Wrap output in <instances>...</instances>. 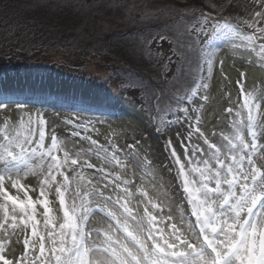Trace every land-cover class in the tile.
<instances>
[{
    "label": "snow or ice",
    "instance_id": "snow-or-ice-1",
    "mask_svg": "<svg viewBox=\"0 0 264 264\" xmlns=\"http://www.w3.org/2000/svg\"><path fill=\"white\" fill-rule=\"evenodd\" d=\"M254 3L262 10L250 19L237 17L250 31L201 12L185 30L187 43L177 41L181 51L176 55L188 71L178 68L176 81L191 76L194 85L187 89L188 100H208L200 89L209 88L205 81L212 76L220 42L230 45L234 58L251 62L254 54L264 66V0ZM194 63L201 72L198 77L191 72ZM219 64L222 68L223 60ZM239 76L237 100L228 94L229 107L218 117H227L226 127L206 135L199 126L202 117L196 115L197 126L187 139L195 135L197 143L180 154L171 149L198 225L185 228L181 216L179 224H170L171 232L158 227V215L150 210L164 211L159 196L134 187V179L128 178L129 162L150 175L151 161L140 157L136 144L124 152L113 142L115 130L101 144L85 134L98 131L88 121L91 129L81 124L76 125L79 131L68 133L88 146L70 145L55 129L49 130L42 113L16 104L17 118L4 115L0 126V264H264V88L246 90V73ZM151 95L159 109L163 91ZM7 109L0 103V110ZM177 111L191 128L189 107ZM167 145H172L171 138ZM93 157L99 165L92 163ZM33 179L35 185L29 183Z\"/></svg>",
    "mask_w": 264,
    "mask_h": 264
},
{
    "label": "rangeland",
    "instance_id": "rangeland-1",
    "mask_svg": "<svg viewBox=\"0 0 264 264\" xmlns=\"http://www.w3.org/2000/svg\"><path fill=\"white\" fill-rule=\"evenodd\" d=\"M213 1L0 0V103L8 105L7 110H0V126L4 115L11 113L12 119H16V104H22L24 111L32 114L42 113L48 121L49 130L55 129L58 136L70 145L88 146L85 141L68 135L71 131L80 130L76 125L82 124L91 129L92 124H95L98 131L89 130L85 134L92 135L101 144H104L106 139H111L109 133L115 130L118 135L113 142L118 143L124 152L130 151L128 145L136 144L135 150L139 152L140 157H147L151 161V167L147 169L150 175H145L135 163L129 162L131 166L128 178L134 179V187H139L141 191L147 190L151 196H159L162 201L160 207L164 211L150 209L153 214L158 215V227L171 232L170 224H179L182 216L185 228H198L196 218L191 214V205L187 202V194L183 192L181 180L177 176V166L171 157V149L175 148L177 154H180L197 143L195 135L191 140L187 139L189 131L197 126L196 115L202 117L199 126L206 135L224 129L228 123L227 117H218L229 107L228 94L233 102L239 96L236 84L240 79L239 73H246V90L254 87L264 88V66H260L254 54L251 62L239 57L234 58L230 45L220 42L221 48L217 53L212 76L205 81L209 88L200 89L201 94L207 95L208 100L201 101L199 96H192L190 103H184L190 109L189 115L193 117L191 128L189 122L181 117L177 122L169 123L168 119L162 120L164 116L161 114L163 115L165 110L172 114L182 106L170 103L169 97L163 95L157 109L154 107L155 100L151 93L157 90L155 88L158 86L161 87L159 90L166 93L164 85L167 83V89L172 87L175 90L170 92L171 94L184 97L185 90L193 86L191 76L178 83L173 80L174 85L168 76L167 81L163 76V73L175 77L179 75L173 52L181 51L177 41L187 43L188 35L185 30L190 29L193 23L176 20L172 26H164V30L160 32L148 28L152 24L151 20L152 26L159 27L162 25L160 21L163 23L176 18L175 12L187 14L189 10H194L195 15L197 11L207 12L213 19L221 21L230 17V22L240 24L245 31H250L237 17L250 19L252 13L262 10L254 0H221L223 3ZM221 5L225 7L219 11ZM104 6L109 8L106 11L113 15H121L122 18L116 21L123 25L117 26L121 29L120 38H109V34H104L109 31V24L103 23V29L100 28ZM183 33L187 40L182 38ZM160 35L171 40V44L165 39L160 40ZM59 41L62 43L59 44ZM129 48L134 49L132 57L136 60L132 70L126 66V59L122 55L123 51H130ZM116 51L120 54L116 55ZM219 60H223L222 68ZM182 66L184 68L181 67V70L188 71L185 64L182 63ZM137 69L153 76L155 87L148 88L149 90L139 88L142 81L136 77L138 73L141 74ZM191 72L196 77L201 74L195 63ZM129 73L133 80L128 77ZM32 79L51 83L61 91L59 94H62V97H66L68 93L76 95L75 98H70L71 101L85 99L86 104H91L87 107L83 104L75 107L70 103L67 106L40 105L14 96V93L21 95L17 90L25 81ZM6 84H11L10 88H6ZM129 84L135 85L136 88H127ZM176 114L183 116L180 112ZM68 119H72L74 124H66ZM88 121H92V124H88ZM161 121L163 123H160ZM157 128H161L160 133ZM169 138L172 140L171 146L167 145ZM92 163L99 165L100 162L93 157ZM29 183L35 185L36 182L33 179ZM37 195L38 189L33 194L34 198ZM169 215L173 216V221L168 220ZM96 217L102 218L99 213Z\"/></svg>",
    "mask_w": 264,
    "mask_h": 264
},
{
    "label": "trees",
    "instance_id": "trees-1",
    "mask_svg": "<svg viewBox=\"0 0 264 264\" xmlns=\"http://www.w3.org/2000/svg\"><path fill=\"white\" fill-rule=\"evenodd\" d=\"M212 2H214L213 0H211ZM217 1H219L220 3H223L221 0H217ZM218 3V2H217ZM201 5H202V3H200ZM106 7L104 6L103 7V10H102V21L100 20V28L101 29H103L102 28V24L103 23H105V24H109V25H107L108 26V28H109V31L108 32H104V34H109V38L111 37V38H114V39H117V38H120V36L122 35V34H120L119 33V31L121 30V29H118L117 28V26H123V25H120V23H117L116 21H118V20H120V18H122L121 17V15L120 16H118V15H113L111 12H108V11H106L107 9L109 10V8H106ZM106 11V12H105ZM119 12V11H118ZM196 13V15L193 13V11H189L187 14H183V13H179V12H175L174 13V17H176V18H172V19H168V20H166V21H164L163 23H161V21L159 22L160 24H162V25H160L159 27L158 26H152L153 25V20H151L152 21V24L151 25H149V28L148 29H150V30H153V29H155V31L156 32H160V31H163L164 30V28L166 27V26H172V24L176 21V20H181V21H183V22H186V23H195V20H196V17H198L199 15H200V13H201V11H197V12H195ZM204 13H207V12H204ZM123 16V15H122ZM228 18H230V17H227V19ZM112 25V26H111ZM165 26V27H164ZM108 28H105V29H108ZM169 30H170V27L168 28ZM114 31V32H113ZM155 32V33H156ZM182 32V31H181ZM182 38L183 39H186L187 40V38L185 37V35H184V33L182 34ZM34 39V38H33ZM28 40H29V38H28ZM166 42L170 45L171 44V40H169L167 37H166ZM188 41V40H187ZM62 42L61 41H59V44H61ZM129 47V46H128ZM128 47H127V49H128ZM175 47V46H174ZM119 49H121V48H119ZM124 49V48H123ZM122 49V50H123ZM130 49V48H129ZM132 50H134L133 48L132 49H130V51H127V50H125L126 52H122V55L125 57L124 59H126V62H125V64H126V66H128L129 68H130V70H132L133 68H134V64L136 63L135 61V58H133L132 56H133V54H134V52H132ZM176 52H178L177 50L175 51V53L173 52V55L174 56H176V58H174L175 59V61H177V63H176V66H178L179 68H184V66H182V63L180 62V60H181V58L179 57V56H177L176 55ZM116 55L118 54H120V53H117V51H116V53H115ZM135 54L137 55V52H135ZM195 54V53H194ZM194 54H192V59L193 60H195V56H194ZM178 69V68H177ZM176 69V70H177ZM138 70V69H137ZM138 72H141V71H139L138 70ZM147 72H149V71H147ZM130 74V73H129ZM138 76H136V77H139L138 79H141V81H142V83H139L140 85H139V88H141V89H145V90H147L148 88H150V89H152L153 87H155L154 86V83H155V81H154V77L153 76H150V75H148V74H144V72L142 71L141 72V74H137ZM163 76L164 77H169V80L171 81V83H172V85H174L175 84V81H176V77H175V75H168V74H164L163 73ZM171 76V77H170ZM131 80H133L132 79V75L130 74V76H128ZM159 77V75H157V78ZM173 80H175L174 82H172ZM142 84V85H141ZM194 86V85H193ZM146 87V88H145ZM159 88H161L160 86H158V88H155V89H159ZM149 90V89H148ZM170 92H175V90H173V88L172 87H170V89H167L166 90V93H164L163 92V95H166L165 97H169V101H170V103H176V106H182V107H185L186 106V104H184V103H190V100H188L186 97L188 96V95H190L191 93L189 92V91H187V90H185V96L184 97H180V96H177V97H179L180 98V102H179V104L177 103V97H176V95H173V94H171ZM171 94V95H170ZM170 95V96H169ZM160 102H162L161 100H160ZM154 107H155V103H154ZM178 109V108H177ZM177 109H175V111H173V113L172 114H169L168 113V111L167 110H165L164 112H163V115L161 114V116H164L163 117V119L162 120H169V121H172V120H175L176 119V117H181V118H183V116H177V112H179V111H177ZM155 113H156V116L158 115V112H157V110L155 111ZM161 120V119H160ZM182 120V119H181Z\"/></svg>",
    "mask_w": 264,
    "mask_h": 264
},
{
    "label": "bare ground",
    "instance_id": "bare-ground-1",
    "mask_svg": "<svg viewBox=\"0 0 264 264\" xmlns=\"http://www.w3.org/2000/svg\"><path fill=\"white\" fill-rule=\"evenodd\" d=\"M11 84H6V88H10ZM17 92L21 93L16 94L14 96H18L22 98L23 100L30 101V102H35V103H40L45 104V105H57V106H67L69 103L75 107H78L79 105H87L91 104H86L85 99H78V100H73L71 101L70 98H75L76 95H73L71 93H68L66 97H62L61 91H58L51 83L47 81H36V80H31V81H25L22 86L17 90ZM10 93V92H9ZM56 97H59V100H55ZM62 97V98H61ZM59 103V104H58ZM82 109V108H80Z\"/></svg>",
    "mask_w": 264,
    "mask_h": 264
}]
</instances>
